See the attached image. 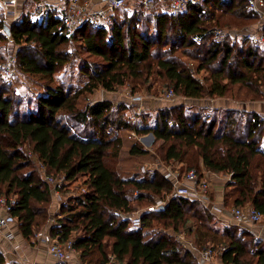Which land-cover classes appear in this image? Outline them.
Instances as JSON below:
<instances>
[{
    "label": "trees",
    "instance_id": "16d2710c",
    "mask_svg": "<svg viewBox=\"0 0 264 264\" xmlns=\"http://www.w3.org/2000/svg\"><path fill=\"white\" fill-rule=\"evenodd\" d=\"M135 3L133 13L121 19L117 12L126 5L112 11L109 30L84 23L72 37L55 8L35 18V10L27 11L25 5L9 25L0 5V41L7 40L2 32L7 28L20 46L17 71L10 78L21 72L39 86L22 94L13 81L0 77V195L18 196L13 213L20 232L34 236L48 220L53 196L36 155L48 174L71 182L84 179L87 191L63 203L62 220L51 235L61 241L72 238L87 264H107L111 255L125 264H198L202 245L198 250L186 247L176 236L157 230L155 221L164 229L180 230L195 219L197 239L205 238L209 245L218 239L215 214L201 201L172 195V183L162 171L150 180L121 177L116 167L124 144L120 131L165 136L162 160L183 162L184 170L230 173L224 204L231 196L233 206L253 204L264 213V114L211 105L186 110V104H179L163 109L155 126H140L125 116V107L115 109L109 99L92 102L88 97L99 88L111 92L130 82L138 86L153 73L191 101L224 97L231 87L264 95V43L245 35L229 39L231 34L216 42L213 36L216 26L250 27L258 14L248 0H202L178 13L155 6L146 11L142 0ZM75 41H82L89 56L78 60L70 49ZM190 48L199 61L196 73H210L208 84L176 54ZM148 152L138 142L130 148L135 155ZM160 199L166 200L163 208L148 209ZM245 227H224V264H264V240ZM0 264H8L3 253Z\"/></svg>",
    "mask_w": 264,
    "mask_h": 264
},
{
    "label": "rangeland",
    "instance_id": "374dc122",
    "mask_svg": "<svg viewBox=\"0 0 264 264\" xmlns=\"http://www.w3.org/2000/svg\"><path fill=\"white\" fill-rule=\"evenodd\" d=\"M28 3L25 6V9L27 11L32 10L34 11L35 9H37L38 7V2H26ZM136 4H132L131 2H128L126 4V7L120 9V11L117 12V19H121L125 13L128 14H132L133 13V6H135ZM164 7V6H163ZM4 8V15L6 16V19L8 21V24L10 25L14 20L19 19V17L21 16V13L23 11H21L20 13H18V15H14L13 13H10V11H8V9L6 7ZM165 8V7H164ZM155 9L159 10V11H164L163 8H159L157 6H155ZM33 16L36 18L37 14L35 13V15L33 14ZM255 23L252 24L250 27H245V28H240L237 29L235 31L231 30L232 27H227V26H219V27H223L226 28L228 30V35L231 34L229 36V39H231V37H235L236 36H242L245 34V32L247 31H252L255 29H264V19L263 20H254ZM236 28V27H235ZM208 44H210V41L208 42ZM0 56H4L6 54H8L10 51H13L16 53V51L19 50L20 46L19 44H14L13 46L11 45V43L7 40H1L0 41ZM70 49L75 52L78 55V60H80L81 57H87L89 56V54L87 53V51L85 50V48L82 45V41H75L72 43V45L70 46ZM188 53H184L182 52V50H176V54L183 60V62H185L187 64L188 67L190 68H194L196 71L199 61L196 60V57L194 55L196 51L192 52V48H190V50H187ZM76 59V58H75ZM77 62V60L75 61ZM70 69H73L72 67H70ZM19 74L14 75V77L12 78H6L3 77L1 72H0V77L2 80L5 81H13L15 84V89H17V91L19 93L22 94H32V92L34 90H37L39 88V86L33 82V78L31 76L25 75L21 72H18ZM61 72H59L58 75H60ZM78 76H80L78 73L76 74ZM197 77L200 78L202 81H204L206 84L209 83V75L210 73L207 71H200L199 73H196ZM74 81H76V79H73ZM136 86L134 83H127L126 85L123 86H119L117 88V90L115 91H106L103 88H99L96 89L93 93H91L89 95V100L94 102V101H101L104 99H109L112 101L113 106L115 109L118 108H123L124 109V114L125 116L128 118L130 117V115L132 113H134L136 111V109L138 107H141V114L140 116H138V125H143L145 123L150 124L151 126H155L158 122V116L159 113L167 108V107H173L179 104H186L187 105V109L189 110L188 107L189 106H202L205 107L206 105H211L212 107H219V106H225V107H229V108H236V109H242V110H246L248 109L250 104H256L257 102H264V95H261L259 92L255 93V92H251L249 95V92H246V89L241 90L238 89L236 87H231V89L229 90L228 94L224 97H205L203 99L200 100H196V101H191V100H187L185 99L180 93L176 92V97L173 100H167L163 98V93L166 89L174 87L173 84H171L170 82H168L162 75H159L158 73H153L151 75V77L149 78V80L147 82H143L140 83L136 89V92L133 93V87ZM263 89L264 91V86L261 87V90ZM138 93L140 95H142L144 97L143 102L140 103H133L134 101L131 100L130 95ZM197 103V104H195ZM195 104V105H194ZM192 109H197L196 107H191ZM212 110H206L205 113H209L210 115H213L214 112H211ZM130 131L123 129L120 131V136L123 137L124 139V144L120 153V158L118 159L119 162H117V170L119 172V174L122 177H128L131 175H134V171H138L140 172L141 169L140 167L142 166V162H140L138 159L132 157L135 154H131L130 150L128 149V147L130 148L132 146L133 143L138 142L139 144H141L142 146H144L141 137L143 136H150V133H146V134H138V138L137 137H131L130 136ZM155 135V134H154ZM156 137V136H155ZM153 138V137H152ZM165 140V136L158 138L156 137V140L154 142V145L152 144L150 147H145L146 149L149 150V153L152 156V160L153 159H158V160H162V151H161V145ZM125 147V148H124ZM124 148V149H123ZM191 156V153L190 155ZM38 164L39 170H40V166L37 160H35ZM120 164V169L118 168ZM132 166V168H131ZM136 169H133V167ZM184 168V165H183ZM191 168H195V167H191ZM206 170V169H205ZM41 171V170H40ZM42 172V171H41ZM217 176L214 177V182L217 183L219 186H223L225 188V184L226 182H228L231 178L230 173H225V175H223L222 173L219 174V172ZM43 176L44 173L42 172ZM83 181L84 179L82 177L78 178L77 180L74 181V183H72L71 181H62V185H64V190L62 191V189L58 188V192L59 194H55L52 196L51 202L47 205L48 207V213H49V217L48 220L40 225L36 231H40L41 229H43L45 226L48 225V223L51 222V217L54 214L56 220L61 221L62 220V216H63V212H62V206L61 203L62 200H64L62 203L66 202L68 197H73V195H77L79 193H81V187L83 185ZM221 188L223 191V197H224V193L226 192V190H230V188ZM216 188V187H215ZM215 188L212 185V189L213 191L215 190ZM14 195V194H13ZM59 195H62L63 198H58L57 197ZM17 196V195H16ZM56 197V198H55ZM18 198V196H17ZM228 205L223 204V209L225 214L228 216L227 219L230 218V221H224V217L222 216V212L215 214V222L213 223V226L215 227V229H217L218 231V239L216 238L214 241H212L209 245H207L205 243V238H203L202 240H198L196 237V227L193 226L195 219H193L191 221H189L187 223V225L182 226L180 230H174L172 228L166 227L164 229V226L162 224H160L159 222L155 221V224H157V230H162L163 232L167 233L168 236L173 235L176 236V238L181 239L183 241V244L186 247H190L192 249H196L198 250V247L200 245H202V248H199L201 250L207 249L209 247H212L214 249V255L212 256L211 261L207 262V263H203L202 259L200 257H198V264H220V250H221V244H223V242L227 241V238H224L222 241L220 240V238H222L223 232H224V227L226 225L230 226V225H237L232 223V214L231 211L233 210V208L235 206L232 205L231 201H232V197L229 196L228 197ZM225 200V198H223V201ZM141 210H137V212H139ZM229 211V212H228ZM136 212V213H137ZM238 227V225H237ZM248 230H252L251 227H245ZM168 229V230H167ZM254 229V228H253ZM35 231V233H36ZM35 235V234H34ZM203 241V243H202ZM198 246V247H197ZM84 262H87V260H84Z\"/></svg>",
    "mask_w": 264,
    "mask_h": 264
},
{
    "label": "built area",
    "instance_id": "2783aa9c",
    "mask_svg": "<svg viewBox=\"0 0 264 264\" xmlns=\"http://www.w3.org/2000/svg\"><path fill=\"white\" fill-rule=\"evenodd\" d=\"M202 0H142L143 8L150 11L154 6L162 4L165 11L170 13H178L187 10V8ZM130 2V0H103L100 5H97L93 0H38V7L35 9L38 18H41L50 8H55L60 12V18L63 26L69 37L74 35L77 27L87 23L91 29H105L111 28V14L112 11L123 7ZM249 6L258 14V19H264V0H248ZM19 0H0V5L6 7L10 13L16 14ZM8 41L13 46L15 44L14 38L2 30ZM228 35V30L223 27L216 26L213 30L214 40L216 42L223 41ZM248 39L254 42L264 43V29H255L247 31L244 34ZM18 59L17 54L10 51L7 57L0 61V69L3 71L6 78H10L17 71ZM194 68L191 71L196 74ZM200 79V78H199ZM201 80V79H200ZM176 97V91L173 87L168 88L163 93V98L173 100ZM133 103H142L144 97L138 93L130 95ZM141 107H138L134 113L130 115L132 122L137 124L138 115H140ZM135 135V134H134ZM31 155L32 151L29 152ZM34 159L38 161L40 170L44 173V179L48 183L53 195L59 194L58 187L62 184L64 177L61 175H54L47 173V167L38 160L36 155ZM166 179L170 180L173 186L172 195H181L192 200H198L204 204L209 205V210L218 214L222 212L223 208L216 204L211 197V174H217L210 170H204L202 173L195 168L184 170L183 164L176 161H171L163 164L162 170ZM231 175V174H230ZM81 193L86 192L87 189L82 186ZM18 198L16 195H0V233H2L8 240L12 241L15 237L13 231L9 229L12 223L18 222V217L13 213L17 205ZM166 205L165 199H160L155 205L150 206L149 210L156 208H163ZM141 211L136 213L135 224L139 225ZM232 221L237 225H245L251 223L253 225H261L264 227V213L257 209L253 204H245L235 206L231 211ZM37 236L43 238L48 243L49 253L54 255L59 261H68L73 254L78 252L74 245V240L61 241L51 234L46 232H39ZM196 250V249H195ZM3 252V247L0 243V253ZM214 249L209 247L199 251L203 263L211 261L214 255ZM107 264H125L124 262L110 256Z\"/></svg>",
    "mask_w": 264,
    "mask_h": 264
},
{
    "label": "crops",
    "instance_id": "0c3cea01",
    "mask_svg": "<svg viewBox=\"0 0 264 264\" xmlns=\"http://www.w3.org/2000/svg\"><path fill=\"white\" fill-rule=\"evenodd\" d=\"M28 1L34 2V0H19L18 7L16 9V14H17V12L20 13L24 9V3H25V5H27L28 3H26V2H28ZM102 1L103 0H93V2L97 5H100L102 3ZM135 1L136 0H130V2L132 4H134ZM156 6L159 8L162 7L163 10L165 11V8L163 7L162 4H158ZM237 29H240V28L232 27L231 30L235 31ZM246 110L247 111H257V112L264 114V102L260 101V102H257L255 105L250 104L248 109H246ZM126 130H129L131 132L130 133V136L132 135L131 137H134V138L137 137L138 138V134L134 130H132L131 128L126 129ZM141 140H142L145 147H148V146L150 147L152 144L154 145L156 137L151 138V136H143V137H141ZM130 148L128 147L129 150H130ZM132 157L138 159L140 162L143 163L142 166L140 167L141 171L140 172L134 171V175H131L128 177H123V178H136V179H141V180L142 179H145V180L153 179L155 177L156 171H161L163 164L167 163L163 160H158V159L152 160V156L149 152L147 154H138V155H134ZM176 162L181 163L185 166V164L183 162H179V161H176ZM118 168L120 169V164H119ZM131 168H132V166H131ZM133 169L137 170L136 166H135V168L133 167ZM220 173L225 175L226 172H219V174ZM217 175H218V173L217 174H211L212 185L214 188L216 187L214 191L211 188V197L216 204H218L222 207L224 204V201H223V196H222L223 191L221 188L223 186H219L220 184L218 185L217 183L214 182V177ZM74 181H72V183H74ZM58 198H63V197H62V195H59L57 197V199ZM63 201L64 200H62V202ZM62 202H60L61 206L63 205ZM205 205L209 208V205H207V204H205ZM222 216L224 217V219H223L224 221H230V218L227 219L228 216L225 214L224 209L222 210ZM58 223H59V221L56 220L55 215L53 214L51 217V222L48 223V225L45 226L40 231L51 234V230H52L53 226L57 225ZM245 225L252 228L251 231L255 234V236L257 238L264 240V227H262L261 225H253L251 223H246ZM9 229H11V231H13V233L15 235V237L12 241L8 240L2 233H0V243H1V246L3 247L2 253L5 256L8 264H87L81 258L79 251L76 252L75 254H73L68 261H59L54 255L49 253L48 243L46 242V240L37 236V233H39L40 231H37L34 236L27 238V237H24L22 235V233L20 232L18 222L12 223L9 226ZM52 237H54V236H52ZM220 264H224V263L222 261H220Z\"/></svg>",
    "mask_w": 264,
    "mask_h": 264
},
{
    "label": "water",
    "instance_id": "95a60500",
    "mask_svg": "<svg viewBox=\"0 0 264 264\" xmlns=\"http://www.w3.org/2000/svg\"><path fill=\"white\" fill-rule=\"evenodd\" d=\"M5 30H6V32H9L7 28H6ZM150 136H151V138H152V137H153V138L155 137L154 134H153V132L150 133Z\"/></svg>",
    "mask_w": 264,
    "mask_h": 264
}]
</instances>
